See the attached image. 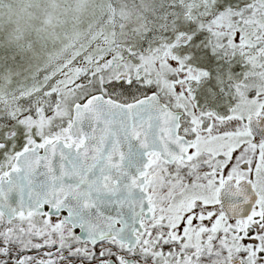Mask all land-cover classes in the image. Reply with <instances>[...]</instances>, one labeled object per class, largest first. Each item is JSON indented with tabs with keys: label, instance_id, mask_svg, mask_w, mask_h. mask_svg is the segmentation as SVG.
Segmentation results:
<instances>
[{
	"label": "snow or ice",
	"instance_id": "6c2138e0",
	"mask_svg": "<svg viewBox=\"0 0 264 264\" xmlns=\"http://www.w3.org/2000/svg\"><path fill=\"white\" fill-rule=\"evenodd\" d=\"M140 3L0 75V264H264V0Z\"/></svg>",
	"mask_w": 264,
	"mask_h": 264
},
{
	"label": "rangeland",
	"instance_id": "374dc122",
	"mask_svg": "<svg viewBox=\"0 0 264 264\" xmlns=\"http://www.w3.org/2000/svg\"><path fill=\"white\" fill-rule=\"evenodd\" d=\"M140 0H0V75H39L103 46L123 20L135 23ZM10 70L9 72L2 71Z\"/></svg>",
	"mask_w": 264,
	"mask_h": 264
}]
</instances>
